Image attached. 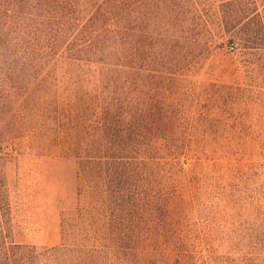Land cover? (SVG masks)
<instances>
[{
	"label": "rangeland",
	"instance_id": "374dc122",
	"mask_svg": "<svg viewBox=\"0 0 264 264\" xmlns=\"http://www.w3.org/2000/svg\"><path fill=\"white\" fill-rule=\"evenodd\" d=\"M95 36L0 42V264H264V0H135L131 40Z\"/></svg>",
	"mask_w": 264,
	"mask_h": 264
},
{
	"label": "trees",
	"instance_id": "16d2710c",
	"mask_svg": "<svg viewBox=\"0 0 264 264\" xmlns=\"http://www.w3.org/2000/svg\"><path fill=\"white\" fill-rule=\"evenodd\" d=\"M134 23L135 0H0V42L44 43L47 45L45 51L76 43L83 35L97 34L96 39L112 43H117L120 37L126 42L131 40ZM239 36L236 35L241 39ZM79 46L84 52L85 45ZM96 46L92 45L91 50L101 53ZM123 50L124 55L131 53L130 48ZM10 222V202L6 184L0 176V243L5 244L4 256L7 257L8 248L12 246L7 244Z\"/></svg>",
	"mask_w": 264,
	"mask_h": 264
}]
</instances>
